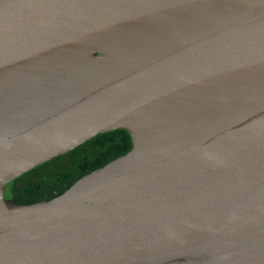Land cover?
Returning <instances> with one entry per match:
<instances>
[{
	"label": "water",
	"instance_id": "water-1",
	"mask_svg": "<svg viewBox=\"0 0 264 264\" xmlns=\"http://www.w3.org/2000/svg\"><path fill=\"white\" fill-rule=\"evenodd\" d=\"M117 128L127 153L7 197ZM0 264H264V0H0Z\"/></svg>",
	"mask_w": 264,
	"mask_h": 264
},
{
	"label": "trees",
	"instance_id": "trees-1",
	"mask_svg": "<svg viewBox=\"0 0 264 264\" xmlns=\"http://www.w3.org/2000/svg\"><path fill=\"white\" fill-rule=\"evenodd\" d=\"M132 148L130 133L124 128L98 133L68 153L56 156L7 183L6 195L29 204L51 199L69 188L86 173L127 153Z\"/></svg>",
	"mask_w": 264,
	"mask_h": 264
}]
</instances>
